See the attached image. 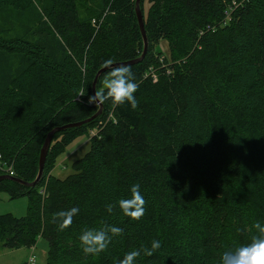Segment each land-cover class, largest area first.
Listing matches in <instances>:
<instances>
[{
	"label": "trees",
	"instance_id": "16d2710c",
	"mask_svg": "<svg viewBox=\"0 0 264 264\" xmlns=\"http://www.w3.org/2000/svg\"><path fill=\"white\" fill-rule=\"evenodd\" d=\"M136 1L0 0V175L33 182L48 133L100 110L87 96L103 86L109 69L93 89L105 61L143 53ZM140 8L148 49L129 65L138 107L105 102L94 120L57 131L34 186L0 180V192L28 198L24 216L0 214L5 248L45 238L46 264H118L159 240L135 264H219L264 225V0H141ZM162 39L169 55L155 48ZM81 86L87 94L77 98ZM82 135L90 148L73 172L53 174ZM136 183L146 201L138 222L117 203ZM72 207L79 213L58 231L53 214ZM105 225L123 234L85 255L80 234Z\"/></svg>",
	"mask_w": 264,
	"mask_h": 264
},
{
	"label": "clouds",
	"instance_id": "9594fccd",
	"mask_svg": "<svg viewBox=\"0 0 264 264\" xmlns=\"http://www.w3.org/2000/svg\"><path fill=\"white\" fill-rule=\"evenodd\" d=\"M114 61H105V67L109 70L103 79V86L96 90L94 94L87 96V103L97 107L105 102H110L115 109L125 103L129 104L133 110L138 107V100L135 93L139 85L135 80V74L127 65L113 66ZM87 94L86 88L81 86L77 89V98ZM140 184H133L130 188V197L122 198L118 207L122 214L132 221H140L146 212V201L141 194ZM113 204L106 205L109 213L113 211ZM78 207L56 212L52 216V222L57 225V230L63 232L69 228L73 222V217L79 213ZM255 234L250 241L245 244L225 250L221 256L219 264H264V225L260 222L254 224ZM123 229L114 225H105L102 228L85 229L79 236L80 247L85 255L97 256L105 252L112 243L114 237L121 236ZM161 248L159 240H152L150 247L141 246L140 249L127 252L118 264H135L138 257L143 254L152 257ZM29 264H36V258L29 259Z\"/></svg>",
	"mask_w": 264,
	"mask_h": 264
},
{
	"label": "rangeland",
	"instance_id": "374dc122",
	"mask_svg": "<svg viewBox=\"0 0 264 264\" xmlns=\"http://www.w3.org/2000/svg\"><path fill=\"white\" fill-rule=\"evenodd\" d=\"M155 48L157 51H161L165 55H169L170 53L168 41L166 39H162L160 42H158L155 45ZM103 109L104 108L102 106V112ZM109 115L111 114L109 113ZM91 131L92 134H95L97 132L96 127L93 130L90 129V132ZM89 148L90 140L88 135H82L74 139L70 144L66 146V150L58 158L57 164L52 170V173L58 177L63 178L69 173L73 172L71 167L72 163L76 159L82 157ZM7 167V165H4V170H7ZM27 207V196L11 199L8 193L0 192V214L13 213L16 216H24L27 212ZM35 247L37 264H46L48 254L47 240L45 238H39ZM29 251V247H22L18 249L5 248L0 241V264H21L26 260L28 254L30 255L31 251L30 253Z\"/></svg>",
	"mask_w": 264,
	"mask_h": 264
},
{
	"label": "water",
	"instance_id": "95a60500",
	"mask_svg": "<svg viewBox=\"0 0 264 264\" xmlns=\"http://www.w3.org/2000/svg\"><path fill=\"white\" fill-rule=\"evenodd\" d=\"M140 2H141V0H137L136 1V13H137L139 25H140V28H141V31H142L143 41H144L143 53H142L141 57H139L138 59H135V60H132V61H128V62L116 63L113 66H119L121 64L129 66V65L136 64V63L140 62L143 59V57L145 56V54L147 53L148 39H147L145 28H144V20H143V14H142V11H141V8H140ZM106 70H108V68L104 67L97 73V75L95 77V80H94V83H93L94 91L96 90V85H97V82L99 80L100 75L103 72H105ZM101 110H102V106H100V110L93 117H91V118H89L87 120L81 121V122L71 123V124H68V125L57 127L55 129H53L50 133H48L47 138H46V140L44 142V146H43V148L41 150L40 164H39V173H38L36 179L33 182H31V183L24 182V181H22L20 179H17V178H14V177H10L8 175H1L0 176V180L11 179V180L17 181V182H19V183H21L23 185L34 186L39 181V179H40V177L42 175L44 163H45V160H46V157H47V153H48V150L50 148V145H51V142H52L54 134L57 131H61V130L67 129V128L79 127V126H81V125L93 120L95 117H97L101 113L100 112Z\"/></svg>",
	"mask_w": 264,
	"mask_h": 264
},
{
	"label": "built area",
	"instance_id": "2783aa9c",
	"mask_svg": "<svg viewBox=\"0 0 264 264\" xmlns=\"http://www.w3.org/2000/svg\"><path fill=\"white\" fill-rule=\"evenodd\" d=\"M0 158H1V155H0ZM0 165H3L2 164V162L0 161ZM2 169H4V166L2 167ZM7 171H9V174L10 175H14V171H13V169H12V166H8L7 167ZM35 246H32V247H30V251H31V253H30V255H29V257H28V259H27V261L24 263V264H29V259L31 258V257H35L36 258V264H37V256H36V254H35Z\"/></svg>",
	"mask_w": 264,
	"mask_h": 264
},
{
	"label": "crops",
	"instance_id": "0c3cea01",
	"mask_svg": "<svg viewBox=\"0 0 264 264\" xmlns=\"http://www.w3.org/2000/svg\"><path fill=\"white\" fill-rule=\"evenodd\" d=\"M30 249V248H29ZM29 253H30V251H29ZM28 256H29V254H28ZM28 256H27V258H28ZM27 258H26V260L23 262V263H21V264H24L26 261H27Z\"/></svg>",
	"mask_w": 264,
	"mask_h": 264
}]
</instances>
